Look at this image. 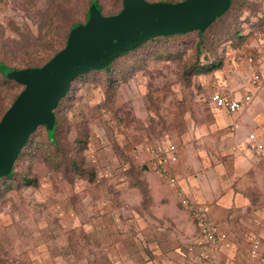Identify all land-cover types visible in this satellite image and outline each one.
Masks as SVG:
<instances>
[{
    "label": "rangeland",
    "instance_id": "rangeland-1",
    "mask_svg": "<svg viewBox=\"0 0 264 264\" xmlns=\"http://www.w3.org/2000/svg\"><path fill=\"white\" fill-rule=\"evenodd\" d=\"M87 1L0 0V61L16 68L44 64L63 48L68 26L83 20ZM238 1L221 25L245 39L227 35L217 25L207 35L216 38L211 42L212 53L219 55L220 69L187 76L185 68L196 61L197 37L158 40L118 60L113 75L95 77L99 81L92 76L80 80L70 98L63 101L61 115L88 134L82 157L97 171L98 180L106 177L104 173L118 171L119 153L133 161L144 159V147L154 144L177 146L190 187L197 185L193 179L203 171L218 173L222 181L233 179V169H237L240 181L235 189L249 203H238L232 212L240 228L254 236L264 224L260 212L264 204V43L258 39L264 25V0ZM98 2L106 16L121 8L120 0ZM221 33L223 38L218 40ZM31 71L8 69L5 73L25 87L21 77L28 82ZM257 77L258 86L253 84ZM21 90L20 86L0 85V122ZM219 90L236 97L248 92L253 99L238 113L223 115L209 101ZM249 134L257 136L262 150L248 144ZM47 168L41 149H33L22 157L16 170L19 182L25 177L34 185L0 187V264H44L41 246L49 248L51 241L48 233L41 237V206L45 200L52 203L58 198L51 189L41 191V185L47 182L63 196L68 192L60 186L65 183L61 175ZM207 208L211 221L216 207ZM47 263L51 264L49 257Z\"/></svg>",
    "mask_w": 264,
    "mask_h": 264
},
{
    "label": "crops",
    "instance_id": "crops-1",
    "mask_svg": "<svg viewBox=\"0 0 264 264\" xmlns=\"http://www.w3.org/2000/svg\"><path fill=\"white\" fill-rule=\"evenodd\" d=\"M222 114L233 115L225 110ZM124 172L119 169L117 179L113 180L122 192L128 185ZM176 173L194 201L216 207L211 221L217 223L219 231L226 235L217 248L212 249L202 238L194 237L191 225L175 208V196L166 187L163 191L158 190L157 182L150 174L142 175V179L148 183L152 202L141 210L138 206L127 205L117 208L115 200L103 185L88 190L85 182L73 186L60 183L61 188L68 189L66 199L65 195L55 193L56 189L45 182L41 191L51 189L58 200L55 198L52 203L45 200L41 206L44 211L41 237L43 233H48V240L51 241L47 244L49 248L44 244L41 246V263L45 264L47 257L51 264L254 263L248 256L250 240L258 235L263 224L252 236L240 228L237 216L232 212L238 203H249L235 189L240 181L237 169H233V179L222 181H219L218 173L203 171L197 179H193L197 185L192 187L188 184L181 160ZM104 175L110 177L113 174ZM68 231L70 239L66 236Z\"/></svg>",
    "mask_w": 264,
    "mask_h": 264
},
{
    "label": "water",
    "instance_id": "water-1",
    "mask_svg": "<svg viewBox=\"0 0 264 264\" xmlns=\"http://www.w3.org/2000/svg\"><path fill=\"white\" fill-rule=\"evenodd\" d=\"M119 14L103 17L90 7L86 23L71 32L67 45L21 82L23 91L0 122V179L8 176L20 150L38 126L55 127L53 110L79 75L100 70L118 56L157 36L203 29L223 14L230 0L179 3L122 0Z\"/></svg>",
    "mask_w": 264,
    "mask_h": 264
},
{
    "label": "trees",
    "instance_id": "trees-1",
    "mask_svg": "<svg viewBox=\"0 0 264 264\" xmlns=\"http://www.w3.org/2000/svg\"><path fill=\"white\" fill-rule=\"evenodd\" d=\"M121 1V8L119 11L114 15L106 16L103 14L102 6L99 4L98 0H88L87 1V7L84 11L83 20L80 22L71 23L68 26V30L65 35L64 45L61 50L65 48V46L68 43V40L70 38V34L73 31V29L82 26L86 23L87 20V14L91 7V5H96L103 17H112L122 10L123 8V2ZM148 3H156V2H167V3H179L185 0H157V1H148L145 0ZM245 0H243L244 2ZM243 2L240 4L242 6ZM239 3L238 0H230V5L228 9L221 14L220 16L216 17L214 21H212L209 25L205 26L203 29H194L188 32L183 33H175V34H167V35H157L154 37H151L147 40H145L140 45L136 46L135 48L127 51L126 53L118 56L117 58L113 59L109 65L103 69L100 70H93L89 71L87 73H84L82 75L77 76L74 78V80L71 82L69 90L67 91L65 97H63L57 104L56 108L53 110V114L55 117V127L53 129L47 128L45 125L38 126L36 130L30 134L28 137L26 143L20 150L16 160L13 163L12 170L10 174L4 178L0 179V187L6 186L7 188H15L19 187L20 184L33 186L34 181L29 180L28 178L22 177L23 180L19 182L18 180V174L16 168L19 163V161L22 159L23 156L26 154H29L31 150L41 149V159L43 162L47 165L48 172L58 173L61 175L62 180L73 186L78 182H85L87 184L88 190L91 188H95L99 185H103L105 189L107 190L108 194L112 196V198L115 200L117 204V208L123 207L125 205L129 207L138 206L139 209L147 208L150 206L152 202V198L150 197V192L148 188V183L143 180L142 175L144 174H150L151 177L157 182L156 186L158 190L165 189V187L170 191V194H175L170 189V186L167 182L159 178L155 168H153L147 161L146 158H139L136 161H131V159L125 154V153H119L116 157V161L118 163V170L122 169L124 170L127 179H128V185L126 186V191L122 192L120 191L115 184H113V180L117 179L118 174L117 172H114L112 176L106 178L103 177L101 180H98L97 178V171L94 170L93 166L89 163H86L84 161V158L82 157L83 152L87 150L88 147V134L86 131H83L79 124L74 126L68 120L64 119V117L61 115L62 110V103L65 99L70 98L71 93L73 92V88L75 87V84H77L80 80L90 79V77H97L98 76H106L113 75L114 74V66L117 63L118 60L121 58H124L127 54L137 52L143 47H145L149 43H155L158 40H165V42H168L174 38H186L192 35H195L197 37L196 43H195V62L190 65L189 67L185 68L184 74L187 76H194L199 75L201 73H208L215 70H218L222 67V62L218 54L212 53L214 51L213 45L211 42L216 41V38H208V33L212 31V29L217 25L219 26L225 34L228 35V33L232 34L233 37H236L238 40H244L245 35L239 34V32H232L227 29L226 25H221L224 23V18L230 14L234 9L235 6H237ZM254 27V26H252ZM222 33L218 35V40L222 39L221 37ZM228 39V38H227ZM61 50H58L54 53V55L48 59L44 64L42 65H26V68H16L9 65H6L2 61H0V85H15L20 86L23 91L24 86L21 84L15 82L12 78H10L8 75H6V70L10 69H38L43 67L47 62H49L54 56H56ZM211 54V55H208ZM205 58L206 60H203ZM113 73V74H112ZM95 78V79H97ZM98 80V79H97ZM99 81V80H98ZM97 82V81H95ZM85 85V83L83 84ZM82 85V86H83ZM81 87V86H79ZM87 87V86H86ZM78 89V88H77ZM19 93V94H20ZM17 94L14 98L10 106L13 104V102L18 97ZM9 106V107H10ZM9 107L4 111V113L9 109ZM3 113V114H4ZM2 114V116H3ZM1 119V118H0ZM74 134L72 135V133ZM39 133H41V137H38ZM27 176V174H25ZM176 199V196H175ZM176 205L175 208L182 212L185 220L191 225L194 237H200L199 230L197 228V225L191 218L188 212L183 210L178 203L176 199ZM70 232H67V238L70 239ZM263 248H264V239H263Z\"/></svg>",
    "mask_w": 264,
    "mask_h": 264
},
{
    "label": "built area",
    "instance_id": "built-area-1",
    "mask_svg": "<svg viewBox=\"0 0 264 264\" xmlns=\"http://www.w3.org/2000/svg\"><path fill=\"white\" fill-rule=\"evenodd\" d=\"M258 39L264 43V25L262 30L258 33ZM262 53L264 54V51ZM260 57L261 55H258V58ZM252 61V57H250L249 62ZM256 79L253 80V84L257 86L259 80L258 77ZM252 99L251 94L248 92L240 97H236L224 90L215 91L209 97V101L214 108L225 110L229 114H236L242 108H246L248 104L252 102ZM247 142L257 151L263 149V145L259 143L255 134H249ZM143 154L148 163L155 168L159 178L167 182L173 189L178 203L183 210L189 213L197 225L199 234L205 244L212 249L217 248L219 243L226 239V235L219 231L217 223L208 219L207 206L203 203L194 201L186 190L183 182L177 176L176 169L180 158L177 146L174 144H169L165 147L159 144L149 145L144 147ZM137 155L138 152L134 151L133 156ZM260 212L264 217V204L262 205ZM263 237L264 224L258 235L250 240L248 256L254 260V263L252 264H264Z\"/></svg>",
    "mask_w": 264,
    "mask_h": 264
}]
</instances>
